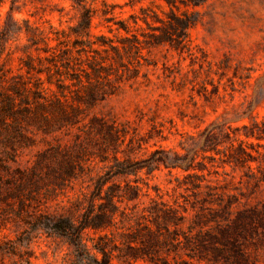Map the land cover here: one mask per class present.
<instances>
[{
  "label": "rangeland",
  "instance_id": "1",
  "mask_svg": "<svg viewBox=\"0 0 264 264\" xmlns=\"http://www.w3.org/2000/svg\"><path fill=\"white\" fill-rule=\"evenodd\" d=\"M83 1L86 8L95 12L90 33L110 38L116 31L109 32L108 25L114 27L113 23L131 15L141 16L143 12L166 19L172 10L177 15L191 14L195 19L183 49L169 45L143 49L137 79L122 83L114 94L84 110L85 121L97 117L126 131V139H148L144 149L135 147L129 154L130 164L113 182L137 184L151 196L157 187L163 199L171 202L168 194H173L171 189L177 178L182 180L187 173L161 168L147 174L138 169L149 152L164 149L183 156L191 149L183 161L186 163L198 150L193 138L203 141L200 134L205 128L231 133L253 118L259 121L264 117V0H204L198 6L191 0H170L169 5L165 0ZM82 12L71 0H0V33L5 38L0 68L4 86L18 110L16 120L7 119L10 134L2 132L0 136V159H8L9 155L1 154L6 150L12 157L16 155L17 161L8 160L9 171L0 177V264H28L27 260L30 264H69L73 260L65 240L38 228L30 216L37 203L53 205L74 199L78 184H73V189L54 190L50 185L52 177L44 174L43 168L38 171L44 175L35 183L29 182L26 175H19L18 170L38 169L35 161L39 160L42 166H56L55 157L42 154L52 151L51 147L70 146L74 141L75 130L69 134L42 133L32 115L50 113V102L59 95L56 86L46 81L48 69L51 73L55 70L54 61L60 67L61 55L66 52L64 61L77 65L80 61L85 63L86 54L89 55L78 53L79 47L75 45L76 41L88 39L74 33ZM140 24L149 31L144 23ZM36 103L45 104L47 110L38 108ZM28 108L31 110L24 111ZM54 111L53 130L58 125V110ZM15 129L24 132V136L13 134ZM9 141L12 143L8 144ZM226 145L218 148L223 150ZM257 149L264 152L263 148ZM224 159L222 153H200L191 163L195 170L190 173L218 180L220 184L231 181L236 191L250 197L251 203L263 200L264 181L259 189L255 188L253 181L246 183L249 172L245 166L228 164ZM260 161L250 164L257 177L263 179V158ZM22 201L26 207L21 205ZM138 201H146V197L140 196ZM94 237L93 233L85 235L87 245ZM109 264L146 263L113 258Z\"/></svg>",
  "mask_w": 264,
  "mask_h": 264
},
{
  "label": "trees",
  "instance_id": "2",
  "mask_svg": "<svg viewBox=\"0 0 264 264\" xmlns=\"http://www.w3.org/2000/svg\"><path fill=\"white\" fill-rule=\"evenodd\" d=\"M71 1L83 11L74 33L88 38L76 41L77 52H89V55L86 54L85 63L80 61L77 65L64 61L66 52L61 55L60 67L54 61L55 70L51 73L48 69L46 81L56 86L59 95L50 102V113L34 112L32 117L44 134L52 131L69 134L75 130L74 141L70 146L51 147L52 151L42 154L55 157L56 166L46 163L42 166L39 160L35 161L38 169L28 172L19 169L18 174L26 175L31 183L47 174L52 177L50 185L54 190L73 189L72 185L78 184V194L74 199L67 198L53 205L37 203L30 218L38 228L65 240L73 255L69 264H109L113 258L146 264H264V199L251 203L250 197L236 191L231 181L220 184L218 180L190 173L195 170L191 163L200 153H222L224 162L245 166L249 172L246 183L253 181L259 189L260 182L264 181V170H261V179L250 163H261L260 158L264 160V152L257 149H264V117L259 121L253 118L231 133L205 128L200 134L204 136L203 141L193 138L198 150L186 163L183 161L191 149L183 156L164 149L149 152L138 169L146 170L147 174L161 168L187 173L182 180L177 178L171 189L173 194H168L171 202L163 199L157 187H154L155 195L151 196L137 184L113 182L130 164L129 154L135 147L144 149L148 139L133 136L126 139V131L97 117L85 121L86 108L114 94L122 83L137 79L143 49L160 45L183 49L187 31L195 24L193 16L177 15L172 10L166 14V19L156 13L131 15L127 20L113 23L114 27L107 26L109 32L116 31L110 38L90 33L95 12L86 8L83 0ZM165 1L171 4L170 0ZM191 1L198 6L204 0ZM148 18L158 25H153ZM4 44V35L0 33V55ZM36 104L47 110L45 104ZM54 109L58 110L55 130L51 120ZM17 111L4 86L0 68V136L2 132L10 134L7 119L16 120ZM13 132L24 136L19 129ZM223 144L227 145L220 150L218 147ZM1 154L9 157L0 159V177L4 171H9L8 160L17 162L16 155L12 157L6 150ZM41 168L43 175L38 171ZM257 168L260 171V166ZM178 189H183L184 193H176ZM140 196L146 197V201H138ZM21 205L26 207L24 201ZM88 233L95 234L90 246L85 240ZM25 262L30 264V260Z\"/></svg>",
  "mask_w": 264,
  "mask_h": 264
}]
</instances>
